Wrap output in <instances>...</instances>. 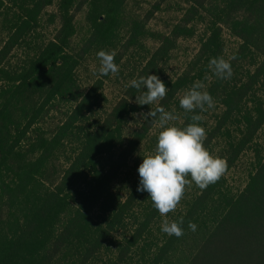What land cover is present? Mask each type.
Here are the masks:
<instances>
[{"label":"trees","instance_id":"obj_1","mask_svg":"<svg viewBox=\"0 0 264 264\" xmlns=\"http://www.w3.org/2000/svg\"><path fill=\"white\" fill-rule=\"evenodd\" d=\"M127 1L59 0L56 11L47 14V22L55 26L52 38L34 46L32 56L15 66V53L31 46L54 0H0V26L7 34L0 47V264H166L178 253L182 258L186 250L189 256L180 264H264V155L256 150L257 133L264 129V99L253 101L251 111L243 113L245 99L256 86H264V0H182L186 8L166 34L147 28L163 0L143 16L126 14ZM82 11L87 32L78 38L75 17ZM198 26L204 30L197 53L174 80H162L168 92L157 104L137 105L139 93L129 84L100 115L95 109L107 102L102 87L112 74L94 79L85 90L77 84L75 73L87 58L101 50L117 51L118 65L147 38L157 47L148 50L130 79L160 78L162 64L178 41L194 37ZM223 29L239 41L231 56L236 58L229 61L232 68L248 57L259 60L232 86L209 68L210 60L223 52ZM195 70H211L205 91L224 108L204 146L217 134L225 135V174L249 149L255 166L234 198L216 196L224 175L206 190L198 189L185 211L171 220L183 218L184 235H166L151 249L145 240L160 214L145 198L148 193L137 191L139 176L122 188L124 197L112 187L158 120L141 115L132 128L126 126L133 113L156 107L167 111L177 104V94L189 87ZM57 98L74 104L64 120L48 135L26 138ZM197 114L199 110H180L175 126H186ZM235 122L237 134L232 137L229 128ZM23 142L25 149L20 147ZM67 143L77 147L67 166L57 170L55 162ZM145 199L147 206L141 207ZM203 216L209 217L210 227L200 225ZM189 221L198 226L195 232Z\"/></svg>","mask_w":264,"mask_h":264},{"label":"rangeland","instance_id":"obj_2","mask_svg":"<svg viewBox=\"0 0 264 264\" xmlns=\"http://www.w3.org/2000/svg\"><path fill=\"white\" fill-rule=\"evenodd\" d=\"M58 1L59 0H54V4L46 9L44 15L41 18L40 26L37 29L35 39L32 40L30 43L31 46H24L21 51H17L15 53L16 57L12 61L15 66H21L24 60L32 56L34 52V46L39 45L41 42H43V40H48L52 38L55 32V26L47 22V14L56 11V5ZM158 1L159 0H128L125 6V12L130 16H143L146 11L149 10V8H151V6ZM184 8H186V5L183 3L182 0H163L160 4V10L156 12L147 23L148 30L152 33H168L171 30L173 24L180 18L182 14L181 10ZM7 9L10 10V8ZM84 13L85 11H82V13L78 14L75 17V28L78 38L85 36V33L87 32V24L84 20ZM12 17V11H9L8 23L12 21ZM1 22L2 19H0V23ZM203 30V26H198L196 28V35L194 37L188 39H180L178 41L176 48L169 54V57L162 64V73L160 76L161 80H174L177 76L182 73L186 63L188 61L190 62V60L197 53V50L199 48V38L201 37ZM121 35L124 36V31L121 32ZM6 36V31L0 26V47L2 45V42L5 40ZM220 41L223 45V52L221 53L220 57H223L225 60L230 61L232 54L235 52L239 45V41L236 38H233L225 29L222 30ZM142 44L143 45L140 48L129 50L118 64V73L110 75L109 79L104 81L102 91L107 102L105 104L99 105V107L95 109V111H97V114L101 115L104 110H109L121 98L124 88L130 84L131 75L135 74L139 70V68L144 64V60L148 54V50L152 52L154 48L157 47V42L151 38L144 39L142 41ZM112 52L116 53L117 51ZM258 63L259 60L255 56L248 57L243 61L237 62L232 68V77L227 81L232 86L237 79L239 80L244 78V75L247 71L252 72L254 70L253 65H256ZM99 67L100 62L96 55L87 58L86 61L83 62V66H81L76 71L75 78L78 86L82 90L88 88L94 79L101 76L100 74H98ZM210 72L211 70H202L200 72L195 70L192 72L189 78L194 79L189 81V87L180 91L177 94L176 100L178 103L171 105L170 109L167 110L177 117L176 120L169 122L170 126H175V124H177L180 120L179 115L180 110H182L179 105L180 98L187 90L191 88L194 83L197 82L202 83L204 85L203 89L201 90L205 91L207 87L206 84H208L207 82L209 81V78L211 76ZM257 99H264L263 85L259 87L256 86L249 94V96L245 99L243 113L246 111H251L252 106L254 105L253 101H256ZM67 100L68 99H55L51 105L52 109L48 113L44 114L42 121H40L30 129V132L27 134L26 138L30 139V137L34 136V134H37L39 132H43L46 135L50 134V132L54 130L55 126L60 124L64 120L65 115L69 113V111L73 108L74 104ZM223 109L224 108L218 102H214L213 108L208 109L205 112L199 111V115L202 117L201 126L205 128L206 135L214 127L215 122L220 118L221 114L223 113ZM141 114L142 113H136L134 119L129 120V124H127L126 128H132V126L135 125L134 122L139 121L141 119ZM26 121L27 119H23V124H25ZM236 124L237 123L235 122L233 126L229 128V133L232 137L237 134L238 126ZM161 130L162 129L159 127V124L157 122L151 129L148 139L145 141L144 144H142L138 148L134 157L129 160L128 166L124 168V170L120 173L118 180L113 184V190H121L120 193L122 197L125 196V191L122 190L126 189V187H130L131 182L138 178L139 174L137 169L142 163L143 157L146 155L153 154L156 145V139L158 133ZM257 134L258 136L256 138V150H258L260 155L263 156L264 129H262ZM225 143V135L223 137L220 134H217L213 141L210 143V145L205 148L214 157L221 158L224 154ZM25 144L26 143L24 142L21 143V149H25ZM76 147L77 145L74 143H67L65 148L61 150L59 159L55 162L57 170H63L67 166V162L69 161V158H71ZM253 153V149L246 150L240 156L239 160L235 163V165L226 174H224L225 182L222 184V186L219 188V192L216 194L218 198H220L221 200L223 199L225 201L226 199L234 198L237 194H239L240 191H242L248 179V175L253 171V168L255 166V158ZM198 189L199 188L196 187L194 183L190 187H186L184 197L178 204L176 210L174 212L168 213L167 216L164 217L159 215V217L155 220L154 225L147 233L145 245L150 246L151 249H153L155 244H160L164 241L165 236L167 234L161 231L162 223L165 220L171 222L174 217L178 216L179 214H182L185 211L186 203L189 201L192 194L195 193ZM145 198H148L149 202V194H147V197ZM146 199L145 201H141V203L143 204L141 205V207L147 206ZM200 219V225L210 227L211 224L209 217L203 216ZM146 251L149 252L150 250ZM185 255L189 256V250L185 251L184 256ZM180 256L181 254L178 253L175 258H172L166 264H180L184 257L183 256L181 258Z\"/></svg>","mask_w":264,"mask_h":264},{"label":"clouds","instance_id":"obj_3","mask_svg":"<svg viewBox=\"0 0 264 264\" xmlns=\"http://www.w3.org/2000/svg\"><path fill=\"white\" fill-rule=\"evenodd\" d=\"M115 55V52L104 50L97 53L100 62L98 74L108 76L110 73H118V65L114 62ZM235 58L233 56L230 59ZM209 68L218 79L228 80L233 75L229 60L223 57L212 58ZM130 85L139 93L135 97V103L140 106L157 104L165 99L168 92L165 83L157 75L141 76L131 80ZM203 87L202 83H194L180 98L179 105L185 113H194L196 110L205 112L214 107L213 97L207 91H202ZM141 115L145 119L158 120L162 130L158 133L153 154L144 156L137 169V191L147 192L152 206L164 217L176 210L184 197L186 187L194 183L199 189L206 190L221 179L228 163L223 158L214 157L205 148L206 131L200 126V115H192V122L182 128L169 125L177 117L163 107H156L155 110L151 109ZM182 224L183 218L179 222L165 220L161 231L169 237L180 238L184 235ZM197 227L195 223L188 222V228L192 232Z\"/></svg>","mask_w":264,"mask_h":264}]
</instances>
